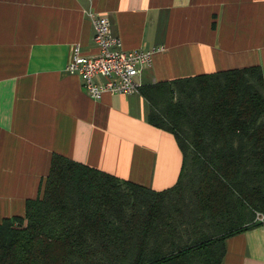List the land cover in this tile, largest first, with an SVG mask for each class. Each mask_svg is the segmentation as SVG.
I'll return each instance as SVG.
<instances>
[{
  "label": "crops",
  "instance_id": "crops-1",
  "mask_svg": "<svg viewBox=\"0 0 264 264\" xmlns=\"http://www.w3.org/2000/svg\"><path fill=\"white\" fill-rule=\"evenodd\" d=\"M124 50L162 48L141 86L261 67L264 0H0V222L22 216L53 155L154 191L178 181L174 136L147 122L140 94L90 99L64 71L73 45L97 50L89 14ZM258 213V212H257ZM224 240L221 264H264V224Z\"/></svg>",
  "mask_w": 264,
  "mask_h": 264
},
{
  "label": "trees",
  "instance_id": "trees-1",
  "mask_svg": "<svg viewBox=\"0 0 264 264\" xmlns=\"http://www.w3.org/2000/svg\"><path fill=\"white\" fill-rule=\"evenodd\" d=\"M172 134L177 183L154 191L53 155L24 214L0 222V264H221L224 240L264 214L261 67L141 87Z\"/></svg>",
  "mask_w": 264,
  "mask_h": 264
},
{
  "label": "built area",
  "instance_id": "built-area-1",
  "mask_svg": "<svg viewBox=\"0 0 264 264\" xmlns=\"http://www.w3.org/2000/svg\"><path fill=\"white\" fill-rule=\"evenodd\" d=\"M89 18L97 52L85 55L80 46L73 45L64 71L80 78L82 89L92 100H99L104 94H140L142 86L137 78L152 66L153 55L162 48L124 50L106 16L90 13ZM257 221L264 224V214L257 213Z\"/></svg>",
  "mask_w": 264,
  "mask_h": 264
}]
</instances>
